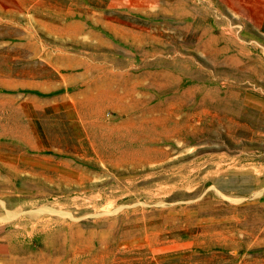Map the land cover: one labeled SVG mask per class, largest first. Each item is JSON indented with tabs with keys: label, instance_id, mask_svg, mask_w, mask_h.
I'll use <instances>...</instances> for the list:
<instances>
[{
	"label": "rangeland",
	"instance_id": "374dc122",
	"mask_svg": "<svg viewBox=\"0 0 264 264\" xmlns=\"http://www.w3.org/2000/svg\"><path fill=\"white\" fill-rule=\"evenodd\" d=\"M249 10L0 0V264H264V36ZM147 130L162 134L130 144L144 156L125 173L96 165L93 148Z\"/></svg>",
	"mask_w": 264,
	"mask_h": 264
},
{
	"label": "bare ground",
	"instance_id": "6f19581e",
	"mask_svg": "<svg viewBox=\"0 0 264 264\" xmlns=\"http://www.w3.org/2000/svg\"><path fill=\"white\" fill-rule=\"evenodd\" d=\"M72 26V25H71ZM76 27V26H75ZM103 92H105V91H103ZM104 94V93H103ZM153 117V116H152ZM134 120V119H133ZM149 121V120H148ZM157 121V120H156ZM145 123H147V121H145ZM129 125V124H128ZM153 125V124H152ZM134 127V126H133ZM123 128H125V127H123ZM131 128V127H130ZM146 128V127H145ZM111 129V128H110ZM3 130V129H2ZM101 131V130H100ZM98 132V133H95L94 134V137L95 138H97L98 140L100 139V141H101V139H104V140H106L107 141V139H109L110 140V138H111V136H113L111 133H105V132ZM109 131V130H108ZM117 131V130H116ZM155 131V130H154ZM111 132V131H110ZM118 133H119V131H118ZM165 134H166V132H164ZM114 134V133H113ZM121 134V133H120ZM159 134H162V133H160V131H159V133H156V132H153L152 130H147V131H132V132H130V131H128V132H126V133H122L120 136H122L124 139H127V144H124V148H121V146H119V148H117V150H114L113 152H108V151H106V150H104V146H106V145H99V147H98V149H95V148H93V156H94V158H95V163H96V165L97 166H99L101 169H103V170H116V172L117 173H125V171H119L118 169H119V167H122V166H126V165H128L132 160H134L135 158H137L138 156H144L143 154H141L139 151H137V150H135L136 148H133V147H131L130 146V144H132V143H134V142H136V141H142V139L143 138H147V139H149V138H151V137H156V136H159ZM5 135V134H4ZM51 135V134H50ZM86 135V134H85ZM117 136V135H116ZM167 136V135H166ZM85 137V136H84ZM165 137V136H164ZM93 138V137H92ZM153 138H152V140H153ZM157 139V138H156ZM116 140V139H115ZM118 140V139H117ZM144 140V139H143ZM151 140V141H152ZM113 142V141H112ZM118 142V141H117ZM116 142V143H117ZM126 142V141H125ZM110 143V142H109ZM140 143V142H139ZM121 144V143H120ZM93 145V144H92ZM116 145V144H115ZM122 145V144H121ZM134 145V144H133ZM132 145V146H133ZM118 146V145H117ZM97 148V147H96ZM139 148V147H138ZM147 149V148H146ZM153 149V148H152ZM161 149V148H160ZM165 149V148H164ZM141 152H142V150H141ZM150 155V154H149ZM149 155H148V159H149ZM153 156V155H152ZM145 157H146V155H145ZM154 157H155V154H154ZM157 157V156H156ZM155 157V158H156ZM107 158H110V160L111 161H108L107 160ZM144 158V157H143ZM142 158V159H143ZM86 159H88V158H86ZM93 159V158H92ZM140 159V158H139ZM146 159V158H145ZM144 159V160H145ZM152 160V159H151ZM138 161H140V160H138ZM147 161V160H146ZM154 161V160H153ZM141 162V161H140ZM156 162V161H155ZM134 163V162H133ZM157 163V162H156ZM144 164V163H143ZM149 164V163H148ZM154 165H156V164H154ZM153 165V166H154ZM141 167V166H140ZM62 169V170H61ZM60 170H58V171H61L63 174H67V175H69V176H73V177H75L76 176V174H70V170H68V172H67V169L65 170L64 168H61ZM154 169V168H153ZM130 171H133V169H130ZM65 172H67V173H65ZM71 172H74V171H71ZM76 172V171H75ZM131 175V174H130ZM153 175V174H152ZM125 177V176H124ZM131 177V176H130ZM149 177V176H148ZM128 179H129V177H128ZM73 180V179H72ZM116 180V179H115ZM114 180V181H115ZM125 180V179H124ZM130 181H133V180H130ZM113 182V181H112ZM120 182V181H119ZM128 182V181H127ZM126 183V182H125ZM131 183V182H130ZM113 184V183H112ZM116 184V183H115ZM122 184V183H121ZM154 184V183H153ZM123 185V184H122ZM113 186V185H112ZM115 186V185H114ZM127 186V185H126ZM166 186V185H165ZM193 186V185H192ZM136 187V186H135ZM156 187V186H155ZM109 188H110V186H109ZM114 188H116V186L114 187ZM125 189V188H124ZM139 189V188H138ZM147 189V188H146ZM167 189V188H166ZM172 189V188H171ZM188 189V188H187ZM101 190H103V189H101ZM123 189H121V191H122ZM130 190V189H129ZM148 190V189H147ZM100 191V190H99ZM121 191H119V192H121ZM85 192V191H84ZM130 192V191H129ZM150 192H151V190H150ZM169 192V191H168ZM88 193V192H87ZM105 193V192H104ZM104 193H98L97 194V198L100 200V201H107V200H112L111 198L113 197V194L112 193H106V194H104ZM218 193V192H217ZM89 195V194H88ZM121 195V194H120ZM154 195V194H153ZM78 196V195H77ZM80 196V195H79ZM161 196V195H160ZM59 197V196H58ZM70 197V196H69ZM75 197V196H74ZM92 197V196H91ZM135 197H137V196H135ZM67 198V197H66ZM78 198V197H77ZM96 198V199H97ZM115 198V197H114ZM68 199V198H67ZM72 199H74V198H72ZM71 199V200H72ZM86 199V198H85ZM91 199V198H90ZM117 199V198H116ZM115 199V200H116ZM59 200V199H58ZM64 200H65V198H64ZM132 200V199H131ZM231 200V199H230ZM90 201V200H89ZM4 202V201H3ZM71 202V201H70ZM85 202V201H84ZM88 203V202H87ZM93 203V202H92ZM110 203H112V202H110ZM4 204V203H3ZM80 204V203H79ZM121 204V203H120ZM85 205V204H84ZM93 205V204H92ZM91 205V206H92ZM97 205V204H96ZM71 206V205H70ZM82 206V205H81ZM99 206V205H98ZM113 206V205H112ZM85 207V206H84ZM84 207H82V208H84ZM97 207V206H96ZM106 207V206H105ZM135 207V206H134ZM155 207V206H154ZM76 209V208H75ZM48 211H50V209H47ZM63 210V209H62ZM81 210V209H80ZM137 210V209H136ZM18 211V210H17ZM96 211V210H95ZM31 213V212H30ZM55 213H57L58 215H60V216H62V218H64V217H69V218H73L71 215L73 214H70L69 212H65V211H55ZM20 214H22V213H20ZM116 214V213H115ZM136 215V214H135ZM19 217V216H18ZM95 217V216H94ZM16 218V217H15ZM14 218V219H15ZM135 218V217H134ZM44 219V218H43ZM74 220V219H73ZM73 220H71V221H73ZM76 220H78V219H76ZM106 220V219H105ZM141 220V219H140ZM67 221V220H66ZM43 222V221H42ZM41 222V223H42ZM65 222V221H64ZM76 222V221H75ZM101 222V221H100ZM4 223V222H3ZM69 224V223H68ZM144 224V223H143ZM46 225V224H45ZM47 225H48V223H47ZM44 226V225H43ZM62 226H63V224H62ZM70 226V225H69ZM75 226V225H74ZM72 227V226H71ZM43 228V227H42ZM68 228V227H67ZM141 228V227H140ZM143 228V227H142ZM45 229V228H44ZM138 229V228H137ZM71 230H73V229H71ZM142 231V230H141ZM123 232V231H122ZM140 232V231H139ZM131 234V233H130ZM139 234H141V233H139ZM143 234H144V232H143ZM128 235V234H127ZM145 236V235H144ZM117 238V237H116ZM144 238V237H143ZM131 239V238H130ZM140 240V239H139ZM128 241H130V240H128ZM124 246H126V245H124ZM80 247V246H79ZM76 253V252H75ZM151 254V253H150Z\"/></svg>",
	"mask_w": 264,
	"mask_h": 264
},
{
	"label": "crops",
	"instance_id": "0c3cea01",
	"mask_svg": "<svg viewBox=\"0 0 264 264\" xmlns=\"http://www.w3.org/2000/svg\"><path fill=\"white\" fill-rule=\"evenodd\" d=\"M239 5H244L248 9L252 6L253 16L256 28L264 36V0H238Z\"/></svg>",
	"mask_w": 264,
	"mask_h": 264
}]
</instances>
